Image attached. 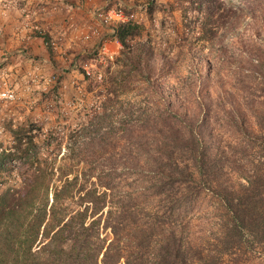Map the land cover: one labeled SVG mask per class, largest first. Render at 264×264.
Returning a JSON list of instances; mask_svg holds the SVG:
<instances>
[{"label": "rangeland", "instance_id": "rangeland-1", "mask_svg": "<svg viewBox=\"0 0 264 264\" xmlns=\"http://www.w3.org/2000/svg\"><path fill=\"white\" fill-rule=\"evenodd\" d=\"M204 4L211 14L207 24L206 16L197 12V0H93V12L122 11L127 20L144 27L141 46L135 41L134 53L127 50L132 59L121 56L120 44L115 54L105 53L112 40L106 30L113 32L108 26L100 45L74 56L48 39L47 62L34 58L24 45L1 46L0 91L9 89L16 99L0 101V161L19 145L31 150L0 166V196L9 188L26 193L38 162L77 165L62 155L72 148H97L104 154L89 162L106 164L110 159L119 168L114 196L120 200L128 184L124 178L132 184L130 189L140 192L159 177L151 173L137 179L126 171L130 152L143 164L148 151L179 148L175 155L185 163L190 158L185 148L201 144L218 163V171L209 183L195 182L189 212L179 213L175 195L166 199L155 190L143 194L139 204L160 212L173 225L183 224L185 237L205 251L219 252L231 219L216 187L218 179L227 182L235 195L250 198L246 206L253 196L258 198V171L264 162V0H204ZM10 11L13 23L0 24V37L5 27L13 38L15 32L35 35L36 23L21 18L27 11L17 15ZM149 48L161 71L151 83L143 77L150 72L145 65L150 60L141 67L135 61L140 55L145 60ZM114 88L116 95L110 92ZM192 128L197 133L194 145L188 144ZM175 132L188 143L175 140ZM251 212L258 217V209ZM242 236L240 243L234 242L240 246L231 245L222 261L264 264L258 230L248 227ZM102 238L109 243L113 235L102 230Z\"/></svg>", "mask_w": 264, "mask_h": 264}, {"label": "trees", "instance_id": "trees-1", "mask_svg": "<svg viewBox=\"0 0 264 264\" xmlns=\"http://www.w3.org/2000/svg\"><path fill=\"white\" fill-rule=\"evenodd\" d=\"M197 1V12L206 16L207 24L211 17L209 7H205L204 0ZM114 31L112 37L122 47L121 56L132 59L127 50L135 47V41L141 46L144 27L129 19L118 23ZM45 41L49 45L48 38ZM146 53L145 60L140 55L135 61L141 67L150 60L145 63L150 72L143 77L151 83L152 79L160 78L161 71L154 63V52L149 48ZM110 92L117 94L115 88ZM191 133L189 143L176 132L173 138L194 145L197 133L193 128ZM200 145V148H185L190 155L185 163L175 155L179 154V148H158L154 154L148 151L143 164L130 152L126 171L137 179L151 173L159 177L140 192L135 187L130 189L132 184L124 178V184H128L120 200L114 196L116 181L121 177L119 168L110 159L106 164L89 162L99 159L104 154L102 149L72 148L62 155L64 161L73 158L77 165L38 162L33 166L34 183L26 193L9 188L0 196V264H120L122 260L124 264H225L221 259L225 251L231 245L240 246L234 242L242 241L248 227L258 230V242H264V162L258 171V198L253 196L248 206L245 201L250 198L235 195L227 182L217 180L222 205L231 219L219 252L205 251L185 237L183 224L173 225L160 212H150L139 204L143 194L155 190L166 199L175 195L179 213L189 212L196 195L195 182L201 179L209 183L218 171V163ZM21 146L15 153L3 154L0 166L31 150ZM174 186L178 187L177 191ZM208 187L213 189V185ZM114 209H118L117 214ZM255 209H258L257 218L251 212ZM102 230L111 231L113 239L109 243L102 238Z\"/></svg>", "mask_w": 264, "mask_h": 264}, {"label": "crops", "instance_id": "crops-1", "mask_svg": "<svg viewBox=\"0 0 264 264\" xmlns=\"http://www.w3.org/2000/svg\"><path fill=\"white\" fill-rule=\"evenodd\" d=\"M93 0H2L0 4V24L6 25L11 21L10 10H14L15 15L20 11H27L21 18H31L34 23L35 35H27L23 32L14 33V38L7 35V27L0 37V47H29L30 55L41 57L44 62L49 60L46 50L45 39L55 40L58 49L67 48L74 53L86 51L94 45H100L103 35L101 24L93 16ZM18 19H20L17 16ZM16 17L15 19L18 20ZM20 22V20L17 21ZM16 24V25H17ZM112 37V32L106 30ZM89 37V39H87ZM21 42V43H20ZM105 53H116L119 43L112 37L106 43ZM18 52H21L19 50ZM1 57V56H0ZM14 67V65H13Z\"/></svg>", "mask_w": 264, "mask_h": 264}, {"label": "built area", "instance_id": "built-area-1", "mask_svg": "<svg viewBox=\"0 0 264 264\" xmlns=\"http://www.w3.org/2000/svg\"><path fill=\"white\" fill-rule=\"evenodd\" d=\"M93 16L96 20H98L101 24L111 27L112 34H114V28L118 23L125 22L127 17L122 11L114 10V9H106V8H97L93 12ZM89 39V37H87ZM113 59V56H110ZM90 75V73H88ZM16 99V95L13 91L7 89L0 91V101L12 102Z\"/></svg>", "mask_w": 264, "mask_h": 264}]
</instances>
